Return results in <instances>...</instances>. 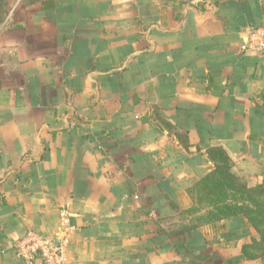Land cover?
<instances>
[{"label":"crops","instance_id":"obj_1","mask_svg":"<svg viewBox=\"0 0 264 264\" xmlns=\"http://www.w3.org/2000/svg\"><path fill=\"white\" fill-rule=\"evenodd\" d=\"M44 1L0 0V264H28V230L65 264H264L232 220L173 233L208 146L264 180V56L240 49L264 0H193L181 22L160 0Z\"/></svg>","mask_w":264,"mask_h":264},{"label":"trees","instance_id":"obj_2","mask_svg":"<svg viewBox=\"0 0 264 264\" xmlns=\"http://www.w3.org/2000/svg\"><path fill=\"white\" fill-rule=\"evenodd\" d=\"M192 1L168 0L166 4L172 8L174 18L181 22L184 7ZM52 6L50 0L43 2V9ZM197 7L202 10L203 3L199 2ZM156 112L159 124L175 132L181 144L188 148L190 143L187 133L172 125L159 110ZM206 151L213 162V168L187 189L192 205L181 210V223L174 228L173 233L192 234L199 227L232 220L229 236L247 235L249 227L254 228L259 236L252 237L251 243L242 246L243 257L264 258V180L255 185L244 181L233 171L234 162L223 146L212 144Z\"/></svg>","mask_w":264,"mask_h":264},{"label":"built area","instance_id":"obj_3","mask_svg":"<svg viewBox=\"0 0 264 264\" xmlns=\"http://www.w3.org/2000/svg\"><path fill=\"white\" fill-rule=\"evenodd\" d=\"M241 52H255L264 56V26L250 27ZM18 256L28 264H65L62 245H57L52 236L28 230L15 244Z\"/></svg>","mask_w":264,"mask_h":264},{"label":"rangeland","instance_id":"obj_4","mask_svg":"<svg viewBox=\"0 0 264 264\" xmlns=\"http://www.w3.org/2000/svg\"><path fill=\"white\" fill-rule=\"evenodd\" d=\"M164 4H168V0H160ZM1 18V15H0ZM229 228V227H228ZM223 229V226L218 228V230ZM225 230V229H224ZM253 232V233H252ZM248 236H250V241L248 243H251L252 237H259L257 231L254 228L249 227L248 232H246Z\"/></svg>","mask_w":264,"mask_h":264},{"label":"water","instance_id":"obj_5","mask_svg":"<svg viewBox=\"0 0 264 264\" xmlns=\"http://www.w3.org/2000/svg\"><path fill=\"white\" fill-rule=\"evenodd\" d=\"M54 242L57 244V245H59L60 244V239L59 238H54Z\"/></svg>","mask_w":264,"mask_h":264}]
</instances>
